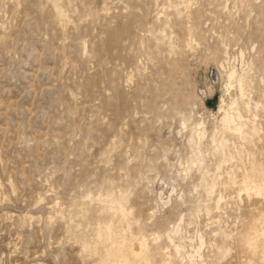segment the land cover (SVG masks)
I'll list each match as a JSON object with an SVG mask.
<instances>
[{
  "label": "rangeland",
  "instance_id": "1",
  "mask_svg": "<svg viewBox=\"0 0 264 264\" xmlns=\"http://www.w3.org/2000/svg\"><path fill=\"white\" fill-rule=\"evenodd\" d=\"M262 175L264 0H0V264H264Z\"/></svg>",
  "mask_w": 264,
  "mask_h": 264
},
{
  "label": "bare ground",
  "instance_id": "2",
  "mask_svg": "<svg viewBox=\"0 0 264 264\" xmlns=\"http://www.w3.org/2000/svg\"><path fill=\"white\" fill-rule=\"evenodd\" d=\"M236 71V70H235ZM235 71L233 69H231L228 74H227V79L228 81H232V79L235 77ZM234 80V79H233ZM233 84V83H232ZM241 84V83H240ZM242 85V84H241ZM227 86V84H226ZM229 87V85H228ZM228 89V88H227ZM239 93H240V96H243L244 95V92H243V89L241 88V86H239ZM238 117H241V114L240 112H236V114ZM222 121L224 123V125H227L228 123L232 122L233 121V116L232 114L230 115L227 111L223 114V117H222ZM234 130H236L237 132H240L241 133V126L240 125H236L234 126ZM198 138H200L201 134H202V130L201 128H199L198 130ZM239 190L240 191H245L247 195H250V193H254L255 195H260L263 190H264V175H262L258 180H255V179H243L241 181V184H240V187H239ZM108 231V230H107ZM176 231H177V228H176ZM130 235V234H129ZM124 237V235H123ZM131 237V236H130ZM129 237V238H130ZM253 239V238H252ZM141 243V242H140ZM138 245H139V242H138ZM145 245V244H144ZM140 247H142V245H140ZM138 248V247H137ZM176 248V251L178 252V246L175 247ZM142 248H140L139 250H141ZM138 250V251H139ZM144 251V250H143ZM141 252V251H139ZM144 253V252H143ZM139 254V253H138ZM144 256V255H143ZM137 257V256H136ZM142 257V256H141ZM124 259V258H123ZM125 264V263H124Z\"/></svg>",
  "mask_w": 264,
  "mask_h": 264
}]
</instances>
